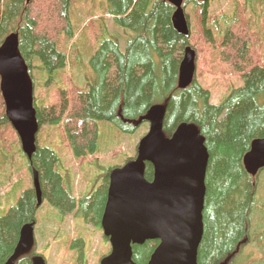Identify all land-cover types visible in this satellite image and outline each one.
<instances>
[{
	"label": "trees",
	"instance_id": "trees-1",
	"mask_svg": "<svg viewBox=\"0 0 264 264\" xmlns=\"http://www.w3.org/2000/svg\"><path fill=\"white\" fill-rule=\"evenodd\" d=\"M209 2L186 0V6L199 10V35L192 33L186 38L174 29L175 8L169 0H107L106 10L115 23L134 34L125 51L117 36L105 40L90 60L95 72L93 82L84 88L61 89L53 105L36 99L35 108L40 128L63 127L72 155L90 165L100 150L101 122H110L125 134H135L149 122L150 110L163 106L165 137L171 138L183 124L197 126L209 155L198 264H236L252 242L264 252V232L259 235L253 230L258 176L264 169L252 176L244 165L253 141L264 138V62L255 48L259 39L251 38L244 19L256 0L244 4L234 0L233 13L214 20L208 15ZM73 5L74 0H0V47L9 35L18 33L20 51L31 75L38 70L46 84L54 85L70 52L76 51L78 29L72 22ZM212 28L216 35L212 36ZM225 30L230 34L223 39ZM94 38L100 42L98 34ZM219 40L217 54L239 75L242 86H232L221 104L213 105L210 91L196 79L186 89H180L179 72L186 47L195 46L203 62L211 64L212 50ZM77 58L80 60L81 55ZM75 64L79 65L77 61ZM0 120L15 138L10 146L17 148L25 160L29 180L34 169L40 172L43 203L59 219L73 215L101 232L110 176L122 166L101 168L103 172L94 187L92 183L90 190L78 198L73 193L72 177L52 146L38 142L33 159L26 158L19 137L6 118L1 89ZM136 160L137 157L130 158L124 165ZM94 164L98 166V162ZM154 172L152 164L145 163L147 181L154 180ZM44 205L38 206L35 189L29 186L14 206L0 210V264H7L12 258L23 228L38 225ZM159 244L155 240L134 245L133 261L149 264ZM70 250L75 253V264H88L83 235L72 240ZM110 253L102 257L100 264ZM36 257H42L47 264L45 256L37 251V241L13 263L33 264Z\"/></svg>",
	"mask_w": 264,
	"mask_h": 264
},
{
	"label": "water",
	"instance_id": "water-1",
	"mask_svg": "<svg viewBox=\"0 0 264 264\" xmlns=\"http://www.w3.org/2000/svg\"><path fill=\"white\" fill-rule=\"evenodd\" d=\"M169 2L175 8L172 17L175 31L190 37L185 0ZM196 62L195 49L186 47L180 64V89L193 83ZM0 78L6 118L20 139L24 155L31 161L38 149L40 125L35 108V84L20 51L18 33L9 35L0 47ZM164 115L163 106L150 110L151 127L139 144L138 159L115 169L110 176L102 229L111 244V253L101 264H136L132 247L155 240L160 244L149 264H198V250L204 235L209 155L205 139L195 125L183 124L171 138L165 137ZM145 163L154 167L152 182L145 179ZM244 165L252 176L264 169V138L253 141ZM33 185L40 207L44 200L39 172L35 169ZM34 244L35 227H24L7 264H14L13 261L29 252ZM33 264L46 263L42 257H36Z\"/></svg>",
	"mask_w": 264,
	"mask_h": 264
},
{
	"label": "rangeland",
	"instance_id": "rangeland-1",
	"mask_svg": "<svg viewBox=\"0 0 264 264\" xmlns=\"http://www.w3.org/2000/svg\"><path fill=\"white\" fill-rule=\"evenodd\" d=\"M244 4L247 0H239ZM256 0L253 8L246 11L244 19L251 38L259 39L255 48L264 62V3ZM107 0H74L72 8V22L78 29L74 39L76 51L72 49L70 59L64 69L59 71L60 79L55 77V84H46L43 74L35 70L32 74L35 84V100H44V103L53 105L57 101L58 91H70L73 86L84 88L95 80V72L90 63L91 58L96 54L103 42L117 36L121 49L125 51L130 37L134 36L131 31L118 26L114 18L106 10ZM186 2V0H185ZM234 0H210L208 5V15L212 20L222 16H230L233 13ZM253 10V11H252ZM198 9L193 5H188L185 9L187 20L190 24L191 34L199 35L198 29ZM95 22L91 26L90 23ZM90 25V26H89ZM106 30L109 34H107ZM212 36L214 30L212 28ZM225 30L223 32V39ZM98 34L100 42L95 41ZM130 37H129V36ZM217 39V38H216ZM216 48L212 50L214 59L211 64L203 62L201 54L197 53V69L194 79L198 80L201 86L211 93V103L221 104L223 98L231 87L242 86L239 75L217 54L221 47L220 40L216 41ZM194 44V41H193ZM76 53V54H75ZM78 54L81 59L77 58ZM77 61L79 65H73ZM0 120V210L7 211L14 206L24 192L25 188L33 185L29 180L25 160L14 144L15 138L7 126H3ZM151 124L147 122L141 125L135 134H125L110 122H101V144L98 154L93 157L95 161L82 163L77 160L64 136L63 127L40 128L37 144L52 146L60 155L63 167L70 173L73 181V193L81 198L90 190L92 183L98 178L103 170L101 168H111L123 166L130 158H138V147L141 140L149 133ZM17 134V133H16ZM39 139V141H38ZM39 142V143H38ZM22 149V148H21ZM120 168V167H119ZM259 184L257 191V208L254 217L253 230L257 234L264 232V172L259 174ZM100 186L103 182L99 183ZM45 204V205H44ZM43 208L39 212V223L35 227V241H37V251L42 253L47 259V264H75V253L70 250L73 239L79 234L86 240V256L88 264H100L102 257L111 251V244L103 234L95 227L73 215H66L59 219L48 204L43 203ZM264 251V250H263ZM236 264H264V252L260 246L251 243L244 249L243 257L237 260Z\"/></svg>",
	"mask_w": 264,
	"mask_h": 264
},
{
	"label": "flooded vegetation",
	"instance_id": "flooded-vegetation-1",
	"mask_svg": "<svg viewBox=\"0 0 264 264\" xmlns=\"http://www.w3.org/2000/svg\"><path fill=\"white\" fill-rule=\"evenodd\" d=\"M228 34H229V32H225L224 36H227ZM214 35H216V33H214Z\"/></svg>",
	"mask_w": 264,
	"mask_h": 264
},
{
	"label": "bare ground",
	"instance_id": "bare-ground-1",
	"mask_svg": "<svg viewBox=\"0 0 264 264\" xmlns=\"http://www.w3.org/2000/svg\"><path fill=\"white\" fill-rule=\"evenodd\" d=\"M129 36V35H128ZM130 37V36H129ZM40 173V172H39Z\"/></svg>",
	"mask_w": 264,
	"mask_h": 264
}]
</instances>
